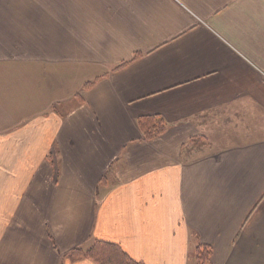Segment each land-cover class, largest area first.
I'll use <instances>...</instances> for the list:
<instances>
[{
    "label": "crops",
    "instance_id": "crops-1",
    "mask_svg": "<svg viewBox=\"0 0 264 264\" xmlns=\"http://www.w3.org/2000/svg\"><path fill=\"white\" fill-rule=\"evenodd\" d=\"M96 241L264 264V0H0V264Z\"/></svg>",
    "mask_w": 264,
    "mask_h": 264
},
{
    "label": "trees",
    "instance_id": "trees-1",
    "mask_svg": "<svg viewBox=\"0 0 264 264\" xmlns=\"http://www.w3.org/2000/svg\"><path fill=\"white\" fill-rule=\"evenodd\" d=\"M143 124H147V120ZM153 124H159L160 127H155L156 131L154 133L148 130L149 135L159 134L163 129L160 120L150 121V124L145 125V127L150 128ZM210 252L211 249L207 246H200L197 248L196 258L198 264H208ZM71 254L76 257L87 254L98 264H142L132 259L119 245L106 241H96L86 252L82 251L80 248L74 249Z\"/></svg>",
    "mask_w": 264,
    "mask_h": 264
},
{
    "label": "rangeland",
    "instance_id": "rangeland-1",
    "mask_svg": "<svg viewBox=\"0 0 264 264\" xmlns=\"http://www.w3.org/2000/svg\"><path fill=\"white\" fill-rule=\"evenodd\" d=\"M155 127H157V128H159L160 127V125L159 124H157V125H152V129L153 130H151L152 131V133H154L156 130H155Z\"/></svg>",
    "mask_w": 264,
    "mask_h": 264
}]
</instances>
